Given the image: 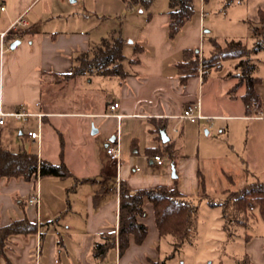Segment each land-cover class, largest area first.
I'll use <instances>...</instances> for the list:
<instances>
[{"label": "crops", "instance_id": "0c3cea01", "mask_svg": "<svg viewBox=\"0 0 264 264\" xmlns=\"http://www.w3.org/2000/svg\"><path fill=\"white\" fill-rule=\"evenodd\" d=\"M44 1L0 0V34L18 19L28 23L20 26L18 32H9L7 49L3 53L0 50V112L8 114L4 124H0V143L14 152L36 153L39 161L54 164L64 161L73 175L38 176L31 182L23 177H0V225L25 217L38 224V234L12 237L7 255L13 264H43L40 256L42 259L43 252L49 249L50 253L66 255V264H161L160 246L164 238L160 237L150 203L146 205L148 216L140 219L149 227L143 244H137L131 236L130 248L123 256L117 247L104 261L94 258L93 247L101 241L102 233L118 231L120 185L128 184L133 192L156 187L157 184L147 186L139 182L138 160L148 157L150 166L164 169L165 162L159 166L154 160L155 155H160L154 151L165 149L161 132L165 131L171 142L168 130L175 131L180 123L188 121L180 118L188 106H194L195 114L202 115L199 121L253 118L252 110L243 100L246 87L242 86L245 91L240 96H229L231 88L222 85L223 78L212 74L213 70L204 78L202 69L198 77L183 87L178 64L184 60V51L199 50L201 58L207 57V33L212 30H206L203 7L201 11L195 8L194 17L177 36L171 37L170 8L158 10L154 3L148 10L137 6L142 23L134 34L125 35L112 29L108 36L120 33L124 39L123 67L127 75L123 79L99 74L67 79L65 76L72 73L77 57L93 52L100 44L92 46L87 28H44L45 21L61 13L57 4L63 6L66 0H48L44 3L51 5L48 10L41 5ZM127 7L130 8L128 3ZM104 38L107 37L101 41ZM17 41L20 44L12 49L11 45ZM126 44L130 56L125 54ZM236 70L230 75L237 84L241 70ZM96 82H99L97 86ZM65 87L66 112L48 109L45 100ZM255 89L262 99L260 109L264 111V86L258 83ZM71 90L77 95L70 96ZM97 94L100 103L96 102ZM114 103L119 107L112 111ZM72 104H77L79 109H71ZM14 113L27 115L17 118L12 116ZM64 115L69 119L66 142L62 138L60 151H56L58 160H53L47 155L46 128L50 118ZM11 118L15 120L13 123L7 121ZM29 118H35V124ZM161 121H167V126L161 128ZM31 131L40 132L41 139L30 138ZM118 139L125 159L120 169L106 151ZM160 180L168 183L163 175ZM159 186L164 185L161 182ZM38 192L39 206L30 203ZM62 230L66 233V243L58 241L63 238ZM51 264L61 262L56 259Z\"/></svg>", "mask_w": 264, "mask_h": 264}, {"label": "rangeland", "instance_id": "374dc122", "mask_svg": "<svg viewBox=\"0 0 264 264\" xmlns=\"http://www.w3.org/2000/svg\"><path fill=\"white\" fill-rule=\"evenodd\" d=\"M169 2L170 0H155L153 7L168 10ZM127 3L128 0H77V3L66 0L63 6L57 4V10L61 9V13H55V17L45 21L44 28H87L92 37V46L95 47L101 44L103 37L110 35L112 29L125 35L134 34L138 24L142 23V14L140 8L130 9ZM194 5L198 11L203 7L206 13L203 17L206 30H212L207 33V57L211 54L212 37L222 46L241 41L253 49L257 41L253 27L260 20L259 9H264V0H248L231 5L226 0H194ZM43 6L47 10L51 8L49 3ZM125 54L130 56L127 44ZM239 61L240 59L226 60L222 68L213 69L212 74L222 77V85L232 89L237 84L230 74L237 71ZM252 62L255 66L254 76L264 86V49L253 55ZM98 84L99 82L95 83L96 86ZM244 91V87L239 88L234 96H240ZM76 95L74 90L70 91V96ZM99 96L97 94L98 103ZM44 103L50 110L66 112V87L57 94H51ZM260 108L252 106L250 115L253 118L209 119L197 123L185 121L175 131L170 128L168 133L171 142L177 143V156L173 165L169 156L165 155L163 170L150 166L148 157L138 160L141 172L139 182L147 186L162 182L169 189L177 187L182 197L192 202L198 210L197 228L179 250H175L171 236L162 240L161 264H264V219L258 211L234 217L228 227L232 234L230 238L223 229L222 206H212L210 203H226L233 192L240 193L251 184L264 185V111ZM71 109L78 110L79 106L72 104ZM29 119L32 125L35 124V118ZM7 121L13 123L15 120L11 118ZM68 121L64 115L50 118V123L47 124V155L53 160H58L56 151H60L62 138L66 142ZM7 142L5 144L8 145L9 141ZM173 166L176 168L177 178L173 177ZM161 175L167 178L168 183L160 180ZM143 177L146 179L141 180ZM127 186L134 191L128 184ZM61 232L63 238L58 241L66 243V233L64 230ZM49 245L50 238L47 237L45 247L48 248ZM49 251H44L43 258L40 256L39 261L51 264L57 259L61 264H66V255Z\"/></svg>", "mask_w": 264, "mask_h": 264}, {"label": "trees", "instance_id": "16d2710c", "mask_svg": "<svg viewBox=\"0 0 264 264\" xmlns=\"http://www.w3.org/2000/svg\"><path fill=\"white\" fill-rule=\"evenodd\" d=\"M155 0H128V6L141 7L148 10ZM248 0H226L228 5ZM170 36H177L184 26L194 17L196 13L194 0H170ZM259 22L253 27V33L257 41L253 49L241 41L231 42L222 46L215 38H210L213 50L209 57H203L202 61L199 50L188 49L184 51V60L178 64V76L180 84L186 87L190 79L200 75L207 78L213 69H221L223 62L230 59H240L237 68L241 70L238 75L239 81L229 93L233 97L237 90L245 86L246 93L243 100L248 108L262 106L260 94L255 86L260 82L254 76L255 66L252 62L254 54L264 49V9H259ZM124 39L120 33L104 38L101 44L93 52L81 53L76 59V65L67 79L78 76L99 74L105 77L124 78L127 73L124 70L123 52ZM162 123V124H161ZM162 125V126H161ZM161 128L167 126V121L160 122ZM165 149H159L156 154L168 155L175 164V143L167 142ZM73 174L62 161L54 164L46 160L39 161L38 154L19 151L14 152L0 143V177L12 178L23 177L26 181H35L38 176H50L68 178ZM98 200V198H96ZM150 203L154 207L155 222L160 237L171 236L174 240L175 250H179L186 240L190 238L198 225V210L196 206L185 200L178 188L169 189L164 186L156 188H145L132 192L127 184L120 185V208L118 231H107L102 233L101 241L93 247V256L99 261H104L111 251L117 247L120 256H123L131 245V236H134L137 244L144 243L148 236V225L140 221L146 218L148 213L146 205ZM212 206L223 208V229L231 238L228 229L230 222L238 215L258 211L264 219V185L251 184L240 193L233 192L226 203L210 202ZM38 234V224L29 218L18 219L7 225H0V264H13L7 255V247L12 237H28ZM173 256V255H172ZM152 264H160L153 262Z\"/></svg>", "mask_w": 264, "mask_h": 264}, {"label": "built area", "instance_id": "2783aa9c", "mask_svg": "<svg viewBox=\"0 0 264 264\" xmlns=\"http://www.w3.org/2000/svg\"><path fill=\"white\" fill-rule=\"evenodd\" d=\"M205 15H206V13H205L204 9L202 8V16L205 17ZM27 25H28V23L26 21H24L23 19H18L10 26V28L7 31L0 34V50H1V53H3L7 49L8 33L11 31L18 32L20 26H27ZM118 107H119V104L114 103L111 106V110L115 111ZM194 111H195V107L190 105L187 107V109H185V111L180 116V118L184 119V120H188V121L193 122V123L201 120L203 118L202 115L200 113L195 114ZM26 115L27 114H24V113L12 114V116L17 117V118L25 117ZM7 116H8V114L0 112V124L1 125L4 124L5 118ZM118 117H120V116H118ZM28 135L32 139H41L40 132L31 131L28 133ZM106 151H107V155L110 158V160L117 165L118 169H120L122 167V165L125 163L124 154H123V151L121 148L120 140L118 139L116 144L109 146L106 149ZM154 160L156 161L157 165H159V166H162L165 162L164 158L161 155H155ZM30 203L35 204L37 206L40 205V194H39V192L34 197H32L30 199Z\"/></svg>", "mask_w": 264, "mask_h": 264}, {"label": "water", "instance_id": "95a60500", "mask_svg": "<svg viewBox=\"0 0 264 264\" xmlns=\"http://www.w3.org/2000/svg\"><path fill=\"white\" fill-rule=\"evenodd\" d=\"M19 44H20V41H17V42H15V43H13V44L11 45V48L14 49V48H15L17 45H19ZM161 135H162L163 142H164V143L168 142L169 138L167 137L165 131H162V132H161ZM173 177H174V178H177V177H178V175H177V173H176V168H175V166H173Z\"/></svg>", "mask_w": 264, "mask_h": 264}]
</instances>
